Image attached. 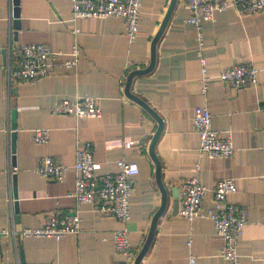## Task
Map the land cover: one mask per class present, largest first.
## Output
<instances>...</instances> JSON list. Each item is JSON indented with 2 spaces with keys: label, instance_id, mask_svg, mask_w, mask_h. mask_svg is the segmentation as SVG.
I'll use <instances>...</instances> for the list:
<instances>
[{
  "label": "crops",
  "instance_id": "1",
  "mask_svg": "<svg viewBox=\"0 0 264 264\" xmlns=\"http://www.w3.org/2000/svg\"><path fill=\"white\" fill-rule=\"evenodd\" d=\"M170 2L144 0L140 33L130 40L123 18L76 20L71 0H20V28L16 29L14 0H0V264H115L122 256L116 251L114 234L122 228L128 229L137 255L142 249L162 203L156 163L150 154L158 122L126 94L125 84L132 70L150 64L152 41ZM189 16L185 0H177L157 43L154 69L135 76L131 84V92L164 120L155 151L168 190L167 207L141 264H264V10L242 15L231 7L202 23V54L210 75L216 77L241 63L261 69L255 86L237 88L214 78L206 94L201 92L198 32L187 21ZM77 27L80 32L74 34ZM76 42L80 62L66 68L63 62ZM28 43H46L61 53L54 70L36 83L10 79L7 53L4 57L10 45L17 52ZM79 95L99 97L102 116L78 118L53 112L59 100ZM198 105L209 107L215 129L231 132L233 157L200 154L193 126ZM13 109L17 111L16 130ZM37 128L49 129L48 142L34 141ZM13 131L17 134L15 164ZM87 141L94 144L100 172L118 170L119 159L140 167L126 224L98 213L97 203H79L71 195L77 176L74 169L62 182L35 171L46 156L72 165L77 147ZM197 163L208 189L204 211L214 205L212 190L224 178L235 179L237 184L229 200L248 209L238 263L218 255L223 238L212 219L201 216L189 221L173 212L172 190L195 174ZM56 211H79L81 232L61 239L20 236L23 229L41 226L45 216Z\"/></svg>",
  "mask_w": 264,
  "mask_h": 264
},
{
  "label": "built area",
  "instance_id": "2",
  "mask_svg": "<svg viewBox=\"0 0 264 264\" xmlns=\"http://www.w3.org/2000/svg\"><path fill=\"white\" fill-rule=\"evenodd\" d=\"M74 19H95L119 17L128 26L127 36L136 39L140 33V21L144 0H71ZM190 10L187 21L198 32L201 57L202 88L206 94L214 78L237 88H245L258 84L261 69L251 63L236 64L223 69L214 77L209 74L207 61L203 57V25L211 21L219 11L234 8L242 15L253 14L264 10V0H185ZM74 34L80 28L73 30ZM61 54L46 43L23 44L14 51L13 46L7 47L8 71L10 79L16 78L24 82L36 83L54 70L56 57ZM81 51L78 43H74L63 65L73 68L80 62ZM56 114L72 115L78 118H98L102 116L101 99L91 95H79L75 99H61L53 108ZM194 130L200 139V154H208L212 158L229 159L234 156L235 147L230 131L222 133L213 127L212 112L206 105H198L194 110ZM34 141L46 143L50 131L46 128L34 130ZM118 170L100 172L101 164L95 159L94 144L85 142L77 147L72 165L57 161L54 157H42L35 171L45 178L62 182L74 169L77 173L72 196L79 203H97V212L105 217H115L126 224L131 219L130 202L134 189L135 177L140 174L137 163L119 159ZM200 164H196L193 176L185 178L179 185V214L189 221L206 216L214 222L217 233L223 238V246L218 255L227 261L238 263V244L248 224V209L229 200V196L237 192L235 179L224 178L217 181L213 192L214 205L204 211L203 203L207 187L199 175ZM81 215L74 213L51 212L45 216L41 226L25 228L22 237H47L61 239L67 234L81 232ZM14 234L17 233L14 231ZM116 251L122 259L115 264H134L136 252L132 248L130 233L127 228L118 229L114 234ZM191 242H189L190 244Z\"/></svg>",
  "mask_w": 264,
  "mask_h": 264
},
{
  "label": "water",
  "instance_id": "3",
  "mask_svg": "<svg viewBox=\"0 0 264 264\" xmlns=\"http://www.w3.org/2000/svg\"><path fill=\"white\" fill-rule=\"evenodd\" d=\"M19 3L20 0H14V4H15V8H14V16H15V28L19 29L20 28V10H19ZM177 0H171L168 11L157 31V33L155 34L153 41H152V45H151V61L150 64L145 67V68H139V69H134L132 70L128 76H127V80H126V84H125V91L126 94L133 100H135L136 102H138L140 105H142L158 122V128L156 130V133L152 139L151 145H150V154L152 156V158L154 159L155 163H156V168H157V182L159 185V188L161 190L162 193V203L160 208L158 209V211L156 212V214L154 215V218L152 220V225L150 228V231L147 235L146 241L142 247V249L139 251L134 264H141L142 259L144 258V256L146 255V253L148 252L152 241L154 239V235L156 232V227H157V223H158V219L160 218V216L163 214V212L165 211L166 207H167V203H168V190L167 187L165 185V183L162 180V167H161V162L159 160V158L156 155V144L158 139L160 138L162 131L164 129V120L163 118L142 98H140L139 96L133 94L131 92V84L133 81V78L135 76L138 75H142V74H146L149 73L150 71H152L156 65V54H157V43L160 40L161 36L163 35L166 26L170 20V17L174 11V8L176 6ZM6 53L7 51L4 50V57L6 58ZM16 109H13L12 111V119H13V129L16 130ZM16 131H13L12 133V150H13V161L15 164V153H16ZM172 195L174 197V205H173V212L176 214L179 212V208H180V198H179V187L176 186L173 188L172 190ZM15 196H16V192H15ZM21 257L22 260L24 261V253H23V248L21 246Z\"/></svg>",
  "mask_w": 264,
  "mask_h": 264
}]
</instances>
